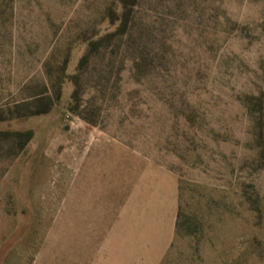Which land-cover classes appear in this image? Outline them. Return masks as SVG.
Listing matches in <instances>:
<instances>
[{"label": "rangeland", "instance_id": "1", "mask_svg": "<svg viewBox=\"0 0 264 264\" xmlns=\"http://www.w3.org/2000/svg\"><path fill=\"white\" fill-rule=\"evenodd\" d=\"M0 133V264H264V0H0Z\"/></svg>", "mask_w": 264, "mask_h": 264}, {"label": "crops", "instance_id": "2", "mask_svg": "<svg viewBox=\"0 0 264 264\" xmlns=\"http://www.w3.org/2000/svg\"><path fill=\"white\" fill-rule=\"evenodd\" d=\"M157 220H158V224L162 226L160 227L161 229H164V225H165L167 229V236L163 238L162 241H158L157 243L154 242L155 246L153 250L157 251V253L149 259V262H146L147 264H159L161 259L165 255L167 248L171 243V240L173 239L174 231H175V212L173 206H171V210L167 218V224L164 215L162 216L158 215ZM124 225L125 222H123V226ZM120 230H121V234H123V238L120 239L121 243L118 241L117 248H115V246L111 243L110 232H106L100 244V248L94 251L92 256L87 254L88 256H86V259L89 261H86L85 264H121L120 261L121 259L123 258L126 259L127 255L130 256L131 255L130 253L136 252L140 248H142L140 244H132L130 242H126L124 237V234L126 233V229L119 227V236H120ZM159 233H160V229H159ZM120 250L123 251L124 255L119 254ZM132 258L134 257H131V259ZM140 263L146 264L144 262H140Z\"/></svg>", "mask_w": 264, "mask_h": 264}, {"label": "trees", "instance_id": "3", "mask_svg": "<svg viewBox=\"0 0 264 264\" xmlns=\"http://www.w3.org/2000/svg\"><path fill=\"white\" fill-rule=\"evenodd\" d=\"M119 24L116 28V30H126L128 28V24L130 21L129 12L126 10H123L118 16ZM101 40V39H100ZM96 44V41L89 42V46H93ZM87 59V55L84 54L78 63V66H81L83 62ZM71 81L73 85L76 87L78 84V75H72ZM59 85L61 82V78L58 81ZM76 95V90L73 91L71 95V104L69 106V110L73 111L72 101L74 100V97ZM59 98V91L54 94V97L50 94H46L45 97H37L34 98L31 101L25 102L23 104H16L11 110V117H30L35 116L43 113H47L50 108L53 106L54 102ZM4 134V133H0ZM5 134L10 135L11 142L13 147H16V152H19L23 149V147L30 141L32 138V132L31 131H24V132H5Z\"/></svg>", "mask_w": 264, "mask_h": 264}]
</instances>
